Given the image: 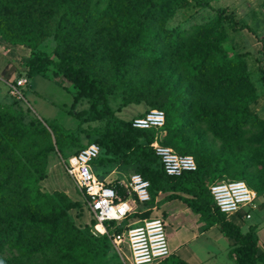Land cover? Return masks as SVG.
<instances>
[{"label":"trees","instance_id":"1","mask_svg":"<svg viewBox=\"0 0 264 264\" xmlns=\"http://www.w3.org/2000/svg\"><path fill=\"white\" fill-rule=\"evenodd\" d=\"M192 1L199 7L210 8L207 3L200 0ZM174 2L178 5L179 0ZM188 2L185 0V4ZM10 3L14 5L27 3L30 8L28 17L34 12L32 9L34 6L47 7L44 12L49 14H53L57 9L60 11L53 33L56 41L53 54L56 60L37 51L42 34L31 24H20L12 37H7L6 41L29 48L30 57L26 63L27 77L45 75L48 69H51L53 77L61 75L76 89L72 97L73 105L80 100L88 101V110L79 112L76 116L91 114L92 120L104 121L103 130L91 143L86 144V146L96 144L101 149L99 157L92 163L94 172L97 168L105 169L108 166L127 167L149 182L150 201L139 204L140 208L122 223L110 222L107 230L119 232L129 219L150 218L157 205L180 200L199 216L204 223V230L217 226L223 237L234 241L228 251V257L233 264H264V251L259 252L256 228L250 227L243 232L215 206L209 186L220 182L221 174L213 170V156L204 147V143L198 139L188 141L185 138L183 129L186 123L182 111L184 107L178 106L183 97L182 93L195 86L196 92L203 96L204 100L203 103L194 105V117L205 123L214 137L223 140L227 145L243 143L244 132L251 125L259 127V131L253 136L256 142L260 144L264 142V121L250 109L249 105L256 100L257 90L249 75L245 73L242 57L230 58L222 47V41L226 38L222 27L225 20L231 23L233 30L246 29L254 34L251 29L247 26L237 28L234 15L227 13L224 8H218L216 17L211 23L198 25L187 36L182 37L181 33H172L164 27L170 17L169 5L162 4L156 11L158 2L154 0H115L110 2L107 10L100 12V20L94 32L98 46L106 51L101 58L108 59L116 69L127 72L128 68L130 70L134 67L138 60L145 58L152 63H158L168 57L171 74L178 78L176 85L163 81L143 97L146 105L165 112V125L162 129L164 137L161 144L171 146L181 155H192L195 160L194 171L170 176L164 172L159 158L150 147L156 131L135 129L131 121L117 118L110 108L103 81L94 77L91 72L97 57L94 55L86 57L80 48H74L69 44L66 30L68 23L74 19L76 26L80 25V29L77 30L79 33L86 29L93 11L91 0H10ZM2 8V14L12 11V7L6 5ZM145 11L149 12L152 21L158 23L157 31H153L147 23L139 19L134 20L139 13ZM104 13L110 15L109 22L113 25L106 23L107 17ZM130 25L133 28L146 29L145 45L139 42L143 39L142 29L134 36L122 34L121 31ZM172 34L175 36L172 37ZM163 35L165 44L169 45L168 53L153 49L162 45L159 43ZM2 36L4 35L0 29V37ZM256 38L261 45L258 63L264 87V35ZM210 100L214 102L209 103ZM12 101L17 103L16 100L12 99ZM17 115L11 106L5 107L0 103V254L5 246L9 245L19 255L5 264H26L21 259L23 254L35 257L56 253H60L57 255L60 264H71L67 262V257L75 258L81 254L77 242L67 238V244L61 250L60 247L57 248L58 238L63 230L66 234L69 233L68 229L77 232L69 219L68 212L80 207V204L69 201L64 195H58L56 202L54 198L42 193L39 183L44 179V175L39 173L30 176L27 168L19 162L16 147L23 136V125L22 117ZM50 129L54 133V130ZM39 132L48 136L45 127H40ZM84 147L81 146L73 153L76 154ZM52 150L51 146L40 150L39 154L46 155ZM57 150L59 151V148ZM256 158L255 167L259 168L256 173L240 171L233 178L246 180L255 189L254 191L261 195L264 193V161L262 154ZM20 170H23V175L22 179L18 180ZM95 174L103 179L96 172ZM117 182L108 184L116 185ZM159 195L165 197L157 200ZM92 223H95L94 220ZM34 234L38 239L31 242ZM27 237L30 238V242H25ZM100 242L103 253L109 248L116 253L107 236L101 235ZM161 263L189 264L174 255H170Z\"/></svg>","mask_w":264,"mask_h":264},{"label":"rangeland","instance_id":"2","mask_svg":"<svg viewBox=\"0 0 264 264\" xmlns=\"http://www.w3.org/2000/svg\"><path fill=\"white\" fill-rule=\"evenodd\" d=\"M188 1L185 4V0H179L178 5H175L174 0H154V2H158L157 7H155L156 11L160 9L162 4L167 3L169 5L170 17L164 26L167 31L181 33L182 37L183 35L187 36L194 27L211 23L216 17V10L224 8L227 13L234 15L233 18L236 21L237 28L247 26L254 33L251 34L246 29L233 30L231 23L225 20L222 27L226 33V38L222 41V47L228 57H242L245 73L249 75L257 90V98L249 104L250 109L264 121V87L258 63L261 45L256 38L264 35V32L260 33L261 27L264 31V0H200L207 3L210 8L199 7L192 0ZM110 2H115V0H91L90 5L93 11H91L87 28L81 30L80 33L77 32L80 25L76 26L73 19L66 28L67 37L69 44L73 45L74 48H80L86 57H93V55L97 57L91 67V72L94 77L103 81L111 110L117 118L131 121L134 117L154 109L146 105L143 97L147 96L155 85L163 81L176 85L178 78L171 74L167 62L168 57L164 58L163 62L158 63H152L145 58L138 60L134 67L130 70L128 68L127 72L116 69L108 59L101 58L106 54V51L98 46L99 43L95 40L94 30L98 26L100 12L102 13L104 9L107 10ZM5 5L12 7V11L8 14H2V6ZM46 8L43 5L40 7L34 6L32 8L34 12L28 17L27 13H30V8H28L27 3L14 5L10 3V0H0V29L4 35L0 37V103L5 107L11 106L18 114L17 116L22 117L23 136L17 144L16 154L19 162L29 171L30 176L39 173L44 175V179L39 183V189L42 193L54 198L56 202H58V195H64L69 201L80 204V207L68 212L69 219L77 232L68 229L69 233L66 234L63 230L58 238L60 246L58 245L57 248L60 247L63 250L68 238L75 240L78 249L81 250V254H78L75 258L67 257L68 263L130 264L128 250L125 247L123 248V255L126 259L128 258V261L122 260L119 254L114 253L110 248L107 249L106 253H103L100 242L101 235L93 233V216L88 210L82 195L66 175L63 166L64 159L74 155L75 150L81 146H86L96 138L103 130L104 121L92 120L91 114L82 117L76 116L77 113L88 110V101L80 100L73 105L72 97L76 93V89L72 84L65 81L61 75L53 77L51 69H48L45 75L27 77L26 63L30 57L29 48L6 41L7 37H12L16 31L15 29L20 24H31L42 34V40L37 51L45 53L56 60L53 54L56 46L53 33L60 11L57 9L53 14H49L44 12ZM104 16L107 17L105 19L106 23L113 25L109 22L111 20L110 15L104 13ZM137 19L147 23L153 31L159 29L158 23L149 18L148 11L139 13L134 20ZM141 29L140 27L133 28L130 25L121 32L128 36H134ZM145 32L146 29H142L143 39L139 41L142 44H144ZM112 34H114L113 31ZM174 36L172 34V37ZM165 43L166 40L163 35L159 43L162 44V48L158 46L153 49L168 53L169 45ZM136 45H133V47ZM18 79L26 81V85L21 88L24 100L13 103V98L8 94L7 85ZM193 87L182 93L183 97L178 104L179 107L181 105L184 107L182 111L186 123L183 129L185 138L188 141L198 139L204 143V147L213 156V170L221 174L220 181L235 180L234 175L240 171L256 173L259 169L255 167L257 165L256 157L262 154V161H264V142L260 144L253 137L259 131V127L248 126L244 132L243 143L225 144L223 140L214 137L205 123L194 117L195 104L203 103L204 97L196 92L197 88L195 86ZM177 91L180 93L179 89ZM213 102L209 101V103ZM204 104L202 105L206 106ZM48 126L54 130L55 134ZM40 127L47 129L48 136L39 132ZM163 137L164 134L161 136V140ZM51 146L53 147L52 151L46 155L39 154L40 150ZM168 147L173 149L171 146ZM57 148H59V151ZM174 151L178 153L176 150ZM95 172L110 184L122 180L123 176L127 177L135 173L131 168L111 166L105 169L97 168ZM19 175L18 180L22 179L23 170H20ZM240 181L245 182L252 188L246 180ZM161 197L165 196L161 195ZM156 212H158V215L165 212V231L169 248L175 249L184 246L180 249L183 259L192 264H232L225 253L228 240L222 235L219 238L216 232L219 231L218 227L214 226L210 232L203 233L204 223L201 222L197 214L193 213L180 200L169 201L168 204L164 205L163 203L159 204L153 210V213ZM131 222H134V220ZM240 222L242 223L240 229L243 232L249 230L250 227L256 228L259 238L258 249L259 252H263L264 209L254 211L250 220H242L238 223ZM80 237H82L81 240ZM29 239L27 237L25 242ZM37 239L34 234L31 242ZM18 255L19 253L15 249L13 250L7 245L0 254V264H5ZM57 255H60V253L35 257L23 254L21 259L26 264H60ZM177 258L179 257L177 256Z\"/></svg>","mask_w":264,"mask_h":264},{"label":"built area","instance_id":"3","mask_svg":"<svg viewBox=\"0 0 264 264\" xmlns=\"http://www.w3.org/2000/svg\"><path fill=\"white\" fill-rule=\"evenodd\" d=\"M26 85L24 79H18L7 85L8 94L16 101L24 100L21 88ZM131 125L135 129L156 131L150 144L159 158L167 175L179 176L183 172L196 169L192 156L176 153L161 144L162 130L165 125V113L151 109L141 116L134 117ZM161 135V136H159ZM101 149L96 144H89L76 154L63 160L64 171L80 192L93 216V233L108 237L112 248L120 258L130 264H158L171 255L169 250L165 222L157 216L146 219H129L119 232H109L108 224L125 221L135 213L139 204L150 201L149 182L139 174L123 176L116 185H109L94 172L92 163L99 157ZM209 192L215 206L228 219L248 221L253 212L264 209V193L258 195L240 180L220 181L209 186ZM134 220V222H131ZM136 220V221H135ZM98 226L102 227L100 231ZM128 250L129 259L123 255V248Z\"/></svg>","mask_w":264,"mask_h":264},{"label":"crops","instance_id":"4","mask_svg":"<svg viewBox=\"0 0 264 264\" xmlns=\"http://www.w3.org/2000/svg\"><path fill=\"white\" fill-rule=\"evenodd\" d=\"M263 33L264 31H263V27H261L260 28V33ZM142 115V114H141ZM141 115H139V116H141ZM106 181V180H105ZM162 196H164V195H162ZM159 198H162L161 197V195H159L158 196ZM157 197V200H160L159 198ZM168 204V202H164L163 203V205L164 204ZM155 210V209H154ZM162 213V214H161ZM160 213V215H158V212H156V213H153L152 212V214L151 215H155V216H158V217H160V218H162L163 220H164V222L166 223V214H165V212H161ZM153 215V216H154ZM229 220H231L232 222H234L236 225H238L239 227H241L240 225H242V223L240 222V223H238L239 221H236V220H234V218H230ZM214 227V226H213ZM213 227H211V228H209L208 230H204V232L203 233H208V232H210L211 231V229L213 228ZM217 232V235L219 236V238H221V233L219 232V231H216ZM226 238V237H225ZM228 241H227V248L225 249V253L228 255V251H229V249L231 248V246L234 244V241L232 240V239H229V238H226ZM184 246H179V247H177V248H175V249H170L169 248V250H170V252H171V255H174L175 257H179V259H181V260H183V261H185V262H187V263H189V261L188 260H185V259H183V256L180 254L181 252V250L180 249H182ZM189 264H192L191 262L189 263ZM233 264V263H232Z\"/></svg>","mask_w":264,"mask_h":264},{"label":"bare ground","instance_id":"5","mask_svg":"<svg viewBox=\"0 0 264 264\" xmlns=\"http://www.w3.org/2000/svg\"><path fill=\"white\" fill-rule=\"evenodd\" d=\"M98 229L101 231L102 230V227L98 226Z\"/></svg>","mask_w":264,"mask_h":264}]
</instances>
